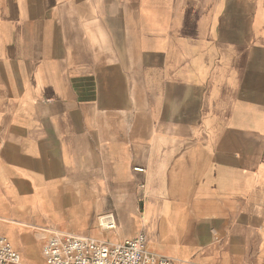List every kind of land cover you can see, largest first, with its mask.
<instances>
[{
	"label": "crops",
	"instance_id": "1",
	"mask_svg": "<svg viewBox=\"0 0 264 264\" xmlns=\"http://www.w3.org/2000/svg\"><path fill=\"white\" fill-rule=\"evenodd\" d=\"M54 230L264 264V0H0V232Z\"/></svg>",
	"mask_w": 264,
	"mask_h": 264
},
{
	"label": "built area",
	"instance_id": "2",
	"mask_svg": "<svg viewBox=\"0 0 264 264\" xmlns=\"http://www.w3.org/2000/svg\"><path fill=\"white\" fill-rule=\"evenodd\" d=\"M108 227L113 225L107 222ZM46 264H175L171 257L146 248L142 233L110 243L91 236L51 231L42 247ZM0 264H20V254L0 233Z\"/></svg>",
	"mask_w": 264,
	"mask_h": 264
},
{
	"label": "bare ground",
	"instance_id": "3",
	"mask_svg": "<svg viewBox=\"0 0 264 264\" xmlns=\"http://www.w3.org/2000/svg\"><path fill=\"white\" fill-rule=\"evenodd\" d=\"M1 233V232H0ZM10 242V241H9ZM11 243V242H10ZM12 245V244H11ZM13 246V245H12Z\"/></svg>",
	"mask_w": 264,
	"mask_h": 264
}]
</instances>
